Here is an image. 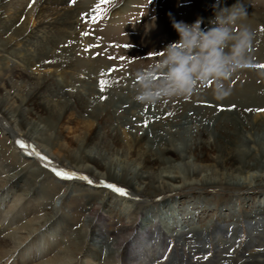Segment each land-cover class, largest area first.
<instances>
[{"label":"bare ground","instance_id":"6f19581e","mask_svg":"<svg viewBox=\"0 0 264 264\" xmlns=\"http://www.w3.org/2000/svg\"><path fill=\"white\" fill-rule=\"evenodd\" d=\"M16 1H19V5L13 8V3ZM24 1L0 0V35L11 32L10 37L0 45V50L8 48L14 41H27L39 34L42 38L35 43L36 53L31 55L28 53L12 59L13 67H4L5 77L0 83V128L16 141L17 145L13 147L15 150L22 155L25 152L30 155L31 159H24L27 161L29 175L38 178L44 174L46 177L40 178L38 185L34 188L30 184L29 177L20 174V179L11 185L14 182L15 173L11 170L12 166L0 156V258L9 255L13 258L12 264H22V259L37 260L35 264H71L70 238L73 237V232L67 222V216L75 212L73 204L76 203L72 201L74 197L71 193L78 191L88 193L90 190L91 193L79 199L87 200L88 197V200H95L104 195L100 198L101 204L98 208L101 211L93 231L95 236L93 245L97 252L103 251L110 255L109 250L112 248L106 240V231L102 225L105 222H103L105 216L112 217L118 212V218L126 219L136 215L140 219L138 233L132 238L126 250L128 256L125 257L126 259L119 258L120 252L117 249L116 252H119L116 254L117 259L111 264L146 263L166 247L162 245L164 228H170L171 232L174 228H179L196 218L199 219L212 210H216L217 215L213 218L214 220L203 226L210 229V224H214L213 221H215L218 224L216 230L211 233L210 229L209 234L214 235V241L222 240L225 244L229 243L233 236L228 238L224 232L229 231L227 228L230 223H237L234 221L236 215L233 212L236 201H240L243 208L239 214L242 220L240 222L246 224L249 240H262L261 243L259 242L261 247L249 254L253 256V260L246 264H264L263 232L261 233L255 225L264 224V193L255 197L252 194L229 198L228 196H210L205 200L199 194H191L183 199H180L179 195L166 198L167 194L192 184L212 185L230 182L229 185L242 187L252 185L264 187V165L262 164L264 161L258 156L259 149L252 145L253 138L248 135L242 138V143L245 141L248 143V147L242 148L232 136L223 137L218 131L213 132L212 125H207L203 120L189 115L188 112L178 114L182 105L168 109L169 114L166 116L162 113L163 111L160 112L164 106L162 104L164 98L155 103L137 101L135 97L139 83L133 84L135 80H127L126 74L129 70H125L124 78L120 79L118 71L108 74L110 67L96 64L99 60L93 61V65L85 71L83 84L75 92L70 93L72 99H65L63 88L69 86L66 74L69 72L75 80H79L77 67L83 62L72 58L74 47H64L57 56L53 45L64 37L71 38L72 30L76 28V24L82 17L79 18L81 15L79 8L88 9L92 3L84 2V5L81 3L80 6H75L72 0H36L35 24L29 25L27 23L29 13L26 14ZM19 14L20 17H17ZM245 19H249L254 24V18H249L248 14ZM245 26L255 27L254 25L250 27L244 22L242 27ZM28 28H30L29 32ZM254 35L257 42L260 35ZM79 36L72 41H78ZM44 56L53 58L54 62L49 65L41 62ZM39 63L45 66L56 65V76L52 78L36 74L32 67ZM99 78L106 81L105 87L107 84L113 85L115 91H107L106 102L102 104L99 100L91 98L95 97L92 92L94 91L93 80L98 82ZM126 80L127 83L124 85L123 81ZM247 92L242 90L240 93ZM110 103H114L111 108H109ZM146 105L149 110L151 109L149 107L157 106L156 113H145ZM124 110L129 113L127 124H130L133 129L131 135H124L122 140L114 127L115 122L111 120L118 119L117 113L125 112ZM84 113L89 118L87 122ZM68 115L77 122H84L87 129L83 141L78 137L74 144L69 146L52 131L56 124L55 120L68 118ZM121 117L125 116L121 114ZM132 117L138 121H146L148 126H151L150 130L143 129V125L139 127L134 124L137 121H132ZM241 123H243L242 120ZM240 127L241 132L249 131L244 129L243 125ZM149 131L153 132L152 139L149 138ZM20 141H23L25 147L21 146ZM155 143L156 149L153 147ZM177 158L180 159V164L173 165ZM251 158H254L256 162H252ZM32 159L36 161L40 159L52 170L55 168L75 172L76 178L69 179L67 182L55 179L50 189L48 184L51 175L41 170ZM82 176L87 177L92 181V185L96 184L98 187L89 189L80 186L79 180H85L79 178ZM39 183H43L46 190H40ZM109 183L124 187L131 195V199H137L135 201L139 198L144 199L142 197L146 189L155 191L153 195L159 194L161 200L153 205H135L132 200L133 203L130 200H124L114 193L113 189L108 188L106 185ZM62 187H65V192L63 196L60 195L59 202L63 210L58 212L59 205L56 203L51 205V199ZM25 190H27L25 193L27 197H18L17 192ZM209 198L216 199L215 202L218 203L213 204L214 206L212 203H207ZM251 199L253 204H249ZM256 199L259 201L254 204ZM221 204H226L229 213H224ZM5 206L7 209L3 210ZM79 211L80 209L77 212ZM93 211L95 213V208ZM27 215L28 217H25ZM228 221L229 224L226 227ZM190 227L195 228L193 225ZM254 233H258L256 237ZM61 234H65L63 242L60 240ZM178 239L183 241L179 235ZM210 239L205 237L204 243L207 240L212 242ZM14 256H17V259ZM96 258L99 259V257ZM175 259H177L176 256ZM105 260L100 262L107 264Z\"/></svg>","mask_w":264,"mask_h":264},{"label":"rangeland","instance_id":"374dc122","mask_svg":"<svg viewBox=\"0 0 264 264\" xmlns=\"http://www.w3.org/2000/svg\"><path fill=\"white\" fill-rule=\"evenodd\" d=\"M84 2L92 4H90L88 9L79 8V13H81L79 18L82 17L79 19V25L76 24V28L72 30L71 38L64 37L60 42L57 40L56 44L53 45L57 56L60 55L64 47H74V49H72V58L83 62V64H79L77 67V70H79L77 71L78 77H80L79 80H75L73 75L69 74V72L66 74L69 86L63 88V93L65 94L63 97L67 100H71L72 97L70 93L75 92L76 89L83 84L85 79L84 73L93 65V61L99 60L96 63L99 66L104 65L108 66V68L110 67V71L107 72L108 74L113 71H118V73H120V79L124 78L126 74V72L124 74V71L129 70V73L126 74L127 80H135L133 84H135V82L139 83L140 72L148 65L161 58L160 51L167 43L178 38L176 31L172 27L169 13H171L176 20H184L189 23L196 20L197 17H203L205 23L202 24V27H205L207 26L208 18L213 16L212 5L216 3V0H76L75 6H80L79 4L81 3L84 5ZM235 2L236 0H221V5L231 6ZM24 3L26 6V14L29 13L27 23L29 25H34L36 19V0H26ZM240 3L246 7L249 18H254V24L244 17L237 22L235 30L239 31L240 28H242V24L246 22L250 27L254 25V28L249 29L252 30L254 34H259L260 36L257 42L253 37L251 47L247 52L248 63L234 72L229 80L223 82V87L228 90L229 95L223 99H217L215 95L216 82L210 79L207 82L198 83L195 90L190 95L165 97L162 103L164 106H162L160 112L163 111L162 113L168 116V109L177 105H182L178 114H181V112H188L189 115L203 120L207 125H212L211 128L213 132L216 130L223 137L226 135L232 136L234 140L238 141L242 148L248 147L246 141L242 143V138H245L246 135L251 136L254 141L252 145H254L256 149H259L258 156L264 161V111H258V109H264V0H240ZM18 5L19 1L14 2L13 8H16ZM12 11H14V9ZM17 17H20V14ZM21 23H23V21H21ZM30 28H28V32ZM10 34L11 32L8 31L0 35V45L10 37ZM77 36H79V40L73 42L72 40ZM41 38L39 34L27 41H14L8 48L0 50V83L5 77L4 67L8 66L12 68V59L28 53L30 55L36 53L37 47L35 43ZM41 62L49 65L54 62V59L44 56ZM43 63L33 66L32 70L40 76L55 77L57 74V66L54 64H52V66H45ZM102 72L103 71H101V73ZM127 80L122 83L126 85ZM101 81H103L102 78L98 82L93 80L94 84L92 86L94 87V91L92 92L95 97L91 98L92 100H99L102 104L106 102V99H101V97H106L107 91H115L114 86L110 84H107L106 87L104 86L102 91ZM30 85H32V83ZM242 90L248 92L241 94L240 92ZM251 100L254 102L252 101V103ZM112 105H114V103H110L109 108H111ZM155 107L157 106L149 107L151 108L149 110L146 105L144 112H155L157 110ZM249 109H251V111H249ZM119 113L120 112L117 113L118 119H113L111 121L115 122L114 127L118 130L120 139L123 140L124 135H131L133 128L130 124H127V117L129 116L128 111ZM121 114L125 117L122 118ZM84 115L85 121L87 122L89 118H87L86 113H84ZM239 118H241L243 123H241ZM90 119L92 118L90 117ZM131 119L134 122L137 121L134 124H137L139 127L143 125V129L150 130L149 128H151V126H148L146 121H138L135 117ZM89 121L91 123L93 122L92 120ZM55 123L52 131L56 133V137H59L61 141L68 146L74 144L78 137L83 141V137L87 133L84 122H77L70 115H68V118L59 121L55 120ZM124 123L125 126H123ZM242 125L244 129L249 131L241 132L240 126ZM149 133V138L152 139L153 132L149 131ZM147 135H145V137ZM222 136H220V138H222ZM15 144L16 141L0 128V156L7 161V164L12 166L11 170L15 173L14 182L11 185H14L16 181L20 179V174H23L25 177H29L31 181L30 184L35 188L38 185L39 179L46 176L43 174L38 178H34L29 175L27 161L25 160H29L31 157L27 152L22 155L15 150L13 148ZM153 145L154 149H156L157 144L155 143ZM19 148L22 149L21 146H19ZM32 160L36 162L41 170L51 175L48 184L50 189L55 179L63 182L69 181V179L57 176L52 168L50 166L48 167V165L40 159H37L38 161H36V159ZM251 161L256 162L254 158H251ZM180 162V159L177 158L172 164L176 165L180 164ZM262 164L264 165V162ZM19 183L23 184L22 182ZM229 184L230 182L212 185H187L167 194L166 198L179 195V197H181L180 199H183V197L190 196L191 194H199L205 200L210 196H228L229 198L231 196L237 197L238 195L252 194L255 197L264 193L263 186L252 185L249 187H242ZM79 185L88 187L89 189H96L95 187H98L96 184L92 185V183H89L88 180H79ZM117 186L121 187L119 184ZM39 189L46 190L45 185L39 183ZM26 191L27 190L18 191V197H27L25 194L27 193ZM64 192L65 187H62V189L54 195V198L51 199V205L55 203L59 205V208L57 207L58 212L63 210L59 202V197L60 195L63 196ZM88 193H91L90 190ZM88 193L87 191L71 193L72 197H74L72 201L76 202L73 204V211L75 212L67 216V222L73 232V237L70 238L72 257L69 260H71V264H102L100 260H105V258L107 264H111V262L115 263L117 259L116 254L119 252V258L124 259L128 256V251L126 250L130 241L138 233L140 219L136 215H131L126 219L121 217L118 218V212L112 217L108 215L105 216L103 220V222H105L102 225L106 231V240L112 248L109 250L110 255L105 254L103 251L97 252L93 245L95 241L93 239L95 238L93 231L101 211L100 208H98L101 204L100 198H103L104 195L95 198V200H88V197L87 200L79 199V197L88 195ZM114 193L117 192L114 191ZM154 193L155 191L146 189L143 193L144 196L142 195L144 199L140 200L139 198L138 201H135L136 198L131 199L130 194H117L124 200H132L135 205L144 206L153 205L161 200L159 194L153 195ZM153 196L156 198H149ZM215 201L216 199L209 198L207 203H212V205L218 203ZM255 201L254 204L258 203L257 201L259 200L256 199ZM250 203L253 204L252 199L249 201V204ZM78 206L79 208H76ZM51 207L49 208L50 210ZM221 207L224 213H229L227 212L226 204H221ZM233 207V212L236 215L234 216V221L237 223L229 224L228 221L226 227L229 224L227 228L229 231L224 232L228 238L233 236V239H231L229 243L225 244L222 240L214 241V235L209 234L210 229L211 233L216 230L218 224H216L215 221H213L214 224H210V229L203 226L211 222L217 215V211L212 210L209 211V214H205V216L199 219L196 218L195 220L186 222L181 227L174 228L171 232L169 231L170 228L167 229L163 227L165 231L162 230L164 233L162 236V245L164 244L166 247L162 248L158 255L151 257L143 264H246L251 262L253 256L249 254L257 251L259 247H261L259 242L261 243L262 240L254 238H251L254 239V241L249 240L250 237L248 236L246 224L240 222L242 220L239 214L242 212L241 210H243L240 201H236ZM94 208L95 213L93 211ZM6 209L7 206L3 208V210ZM79 209L80 211L77 212ZM9 215L11 219L12 214L10 213ZM28 215L25 217H28ZM92 216L94 217L93 219L91 218ZM88 218H90L91 221L88 220ZM191 225L195 228L192 229V227H190ZM255 225L259 228L261 233L263 232L262 237H264V224ZM256 234L254 233L255 237ZM178 235L183 238V241L178 239ZM205 237L207 239L212 238L210 239L212 242H208L209 240H207V242L204 243L203 239ZM64 238L65 234H61L60 240L62 242ZM117 249H119V252H116ZM93 255L95 256L93 257ZM175 256L177 259H175ZM96 257H99V259ZM15 259H17V256ZM12 262L13 258L9 257V255L0 258V264H12ZM37 262V260L27 261L22 259V264H35Z\"/></svg>","mask_w":264,"mask_h":264},{"label":"clouds","instance_id":"9594fccd","mask_svg":"<svg viewBox=\"0 0 264 264\" xmlns=\"http://www.w3.org/2000/svg\"><path fill=\"white\" fill-rule=\"evenodd\" d=\"M212 9L205 27L203 17L189 23L169 13L178 38L167 43L161 58L140 72L137 101L155 103L165 97L190 95L198 83L210 79L216 82L217 99L229 95L223 82L248 63L254 33L246 26L235 30L237 22L247 16L240 0L231 6L216 0Z\"/></svg>","mask_w":264,"mask_h":264},{"label":"snow or ice","instance_id":"6c2138e0","mask_svg":"<svg viewBox=\"0 0 264 264\" xmlns=\"http://www.w3.org/2000/svg\"><path fill=\"white\" fill-rule=\"evenodd\" d=\"M73 3H75V0H72ZM101 90L103 91L104 86L106 85V81H101ZM101 99H106V97H101ZM249 111H251V109H249ZM258 111H264V109H258ZM21 146L25 147L23 141H20ZM46 159V158H45ZM53 171L55 172V174L61 178L64 179H73L76 178V173L75 172H69V171H65V170H58V169H53ZM80 179H85L88 180L87 177H79ZM89 183H92L91 180H88ZM108 188L113 189L115 192L119 193L120 195H128L127 190L122 188V187H118L115 184H107L106 185Z\"/></svg>","mask_w":264,"mask_h":264}]
</instances>
